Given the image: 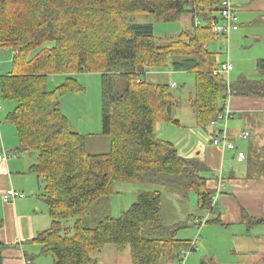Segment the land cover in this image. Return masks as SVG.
I'll return each instance as SVG.
<instances>
[{
    "label": "trees",
    "instance_id": "1",
    "mask_svg": "<svg viewBox=\"0 0 264 264\" xmlns=\"http://www.w3.org/2000/svg\"><path fill=\"white\" fill-rule=\"evenodd\" d=\"M221 1L0 0V50L16 51L12 72L0 76V94L15 103L7 121L15 128L18 152L36 155L28 171L43 184L40 199L51 224L33 242L53 264H97L93 254L108 246L128 250L132 264L177 261L192 241L177 239L176 233L186 223L194 227L196 218L168 221L164 187L179 189L176 199L194 191L197 208L214 215L205 165L156 135L158 124L179 126L170 86L145 76L165 69L193 74L190 106L197 127L210 128L227 94L225 78L212 74L221 64L217 53L206 47L220 20ZM186 14L190 28L165 46H157L151 24L134 21L153 15L173 23ZM87 73L100 75L102 134L109 138L102 154L88 153V136L72 130L57 96L80 91L73 76ZM55 75L65 76V82L49 90ZM230 93L264 98V80H239ZM249 157L248 169L258 172L252 175H264V148ZM120 183L139 184L141 190L127 211L113 217L110 201ZM241 219L248 230L264 226V217L252 219L243 210ZM209 222L224 226L220 213ZM3 248L0 244V252Z\"/></svg>",
    "mask_w": 264,
    "mask_h": 264
},
{
    "label": "crops",
    "instance_id": "2",
    "mask_svg": "<svg viewBox=\"0 0 264 264\" xmlns=\"http://www.w3.org/2000/svg\"><path fill=\"white\" fill-rule=\"evenodd\" d=\"M233 3L238 17V30L231 33L229 48L225 54L230 62L229 52L230 48L232 49L235 64L232 65L231 72L235 71L236 65L240 67L243 64L242 62L246 58L243 56L244 53L253 52L254 48L251 44H264V0H234ZM208 42L219 43L220 46L227 47L224 42L213 37ZM220 46L219 50H222ZM206 47L210 51L209 46ZM3 53L4 51L0 55ZM253 53L257 54L256 57H253L252 53L250 55L247 53V58L249 57L248 61L254 58L255 67L258 69L260 67L258 61L264 60V45L258 47ZM219 63H224V61ZM157 72L164 73L165 71ZM157 72L151 71L148 74L162 76V73L158 74ZM231 72L228 77L229 83ZM6 73L5 70H1L0 76L6 75ZM166 73L170 74L171 72L166 71ZM238 79L242 80L239 77ZM172 84L175 85V83ZM172 84H170V88ZM14 107L15 103L10 104L9 107L5 106L7 113ZM189 107L188 112H183L178 109L179 105L177 104L173 116L175 119L187 116L192 125L196 127L190 103ZM229 109L233 115L227 121V137L239 150L245 153L246 160L242 163L235 161V151L223 150L212 144V134L215 132L211 127L208 128L209 130H202V132L195 131V135H183V131L178 130L179 126H177L176 132L170 133L168 128L166 129L162 124L161 128L164 129L158 136L176 144L175 148L181 156L197 157L205 165L206 172H209L211 176L206 179L212 194L214 191L217 192L218 185H222L215 205L219 208L220 220L224 226L213 224L214 228H221L227 232L235 230L239 235L235 234L233 244L230 243L232 239L228 240L226 255L219 258V264H264V242L255 241L250 233L262 229L264 226L254 227L249 231L242 224L241 219L242 210L252 219L264 217V175L249 174L247 162L249 156L257 154L264 148V98L236 96L231 98ZM2 111L3 107L0 110V244L5 248L0 252V264H25L28 262L29 264H53L46 258L47 255L41 253L40 246L33 242L36 236L50 227L46 206L40 199L43 184L38 177L28 171L29 167L36 162V155L33 153L34 157L32 156L33 159L30 158L29 161L22 156L17 157L16 154L15 158L10 159L7 163L1 161L2 147L9 153L18 154L15 128L5 122L6 116L1 113ZM256 121L262 125L261 129H257ZM206 131L209 135H205ZM243 131L249 133L247 140H242L239 137ZM28 153L23 152L22 154ZM19 154L21 153L19 152ZM10 189L23 194L24 197L16 199L14 202L5 201L3 194ZM194 217L200 218V216ZM234 245L235 248L232 250Z\"/></svg>",
    "mask_w": 264,
    "mask_h": 264
},
{
    "label": "rangeland",
    "instance_id": "3",
    "mask_svg": "<svg viewBox=\"0 0 264 264\" xmlns=\"http://www.w3.org/2000/svg\"><path fill=\"white\" fill-rule=\"evenodd\" d=\"M134 21L137 23H145L151 24L154 28V40L157 46H165L170 40H173L179 36L183 31H187L190 28V18L189 15H183L179 21L173 23H163L158 20L153 15H137L134 17ZM210 51L213 53H217L216 59L221 62H228L226 57V47L220 46L219 43L215 42H207ZM261 44H251L253 46L254 51ZM219 46L222 50H219ZM253 52H247L249 55L252 53L253 57H256L257 54ZM244 53L243 56H246L245 61H243L242 65L239 67L236 65L235 71L231 72L230 75V84H235L239 79L245 81H257L264 80V68L255 67L254 58L248 61V54ZM13 51L4 50V53L0 55V71L5 70L8 74L12 72V60H13ZM259 56V55H258ZM218 61V62H220ZM229 61L231 64H235L233 61L232 49L230 48L229 52ZM229 62V63H230ZM5 65H1V64ZM149 70L148 72H151ZM163 72H157L160 75L152 74L154 76H150V74H146L145 79L154 84H162L168 85L175 83L174 88H170V91L179 105V110L181 111H189V103L190 99L194 95V86L195 80L193 74L174 72L170 69L162 70ZM166 71L171 72L166 73ZM183 74V75H182ZM5 75V74H4ZM77 81L76 83L80 85L81 90L78 92H66L63 94L58 93L57 96L61 103V109L64 116L68 119L70 127L76 133L81 135L88 136V153L90 154H102L108 151L109 138L102 134V125H101V81L100 75L96 73H87V74H77L73 76ZM155 78H160L162 80H156ZM66 77L63 75H55L49 78L47 88L49 90H53L56 87H59L65 82ZM236 96H231V98H235ZM10 104H14V102L10 100H4L0 94V105L3 107V111L1 112L3 115L5 114V122L7 121V110L5 106L9 107ZM174 111V110H173ZM11 112V111H10ZM173 119L175 117L173 116ZM179 121V129L183 131V135H195V131L202 132L203 129L197 128L192 125V122L189 121V117L182 116V118L175 119ZM257 129H261L260 122L256 121ZM254 123V124H256ZM10 124V123H9ZM163 124V125H162ZM158 124L156 127V135H160L163 132L164 128H161V125L168 128L170 133H174L177 130V126L170 123H162ZM209 130V129H207ZM210 132V131H209ZM17 135V134H16ZM205 135H209L206 131ZM169 136V135H168ZM163 138V137H162ZM168 138V137H166ZM18 139V138H17ZM161 139V138H160ZM165 140V139H162ZM168 141V140H165ZM170 142V141H168ZM171 143V142H170ZM174 145V143H172ZM174 146L177 147L175 144ZM17 157H23L27 161L30 158L33 159V152H29L28 154H18L14 152ZM33 156V157H32ZM31 165V164H30ZM249 174L257 175L253 169L249 170ZM202 175L205 178H210L209 172H203ZM116 190L119 192L116 196L111 198L110 201V213L113 217H118L121 212L127 211L130 206L136 202L139 191L141 190V186L139 184L133 183H120L117 184ZM164 192V201H163V215L168 221H175L176 219H181L186 216H200L198 218L201 222L205 224L198 228L193 227L191 223H186V227L178 229L176 233L177 239L182 240H191L196 242L197 250L192 252L186 259L184 264H219V258L224 257L226 255V251L228 249L227 242L228 240L232 241L230 243L233 244V240H235V234L239 235L235 230L225 231L221 228L216 229L214 225L208 221H212L214 219V215H208L200 211L197 208V200L194 191L188 192L187 196L184 198L180 196V198L176 199V195H180L179 189H172L171 187L163 188ZM213 195L216 196L217 192H213ZM47 209V208H46ZM51 224V221H50ZM72 221L67 222V226H71ZM184 225V226H185ZM205 227V228H204ZM218 228V227H217ZM248 230V229H247ZM250 231V230H249ZM252 238L258 242H264V227L262 229H257V231H251ZM235 245L232 250H234ZM237 248V247H236ZM114 247L108 246L102 249V251L96 254H93L92 258L97 264H131L130 262V254L129 251L126 250L124 252H118L114 250ZM98 255V256H97ZM49 261L52 262V259L49 256H46ZM116 259V260H115ZM231 260V259H230ZM175 259H171L167 264H176Z\"/></svg>",
    "mask_w": 264,
    "mask_h": 264
},
{
    "label": "built area",
    "instance_id": "4",
    "mask_svg": "<svg viewBox=\"0 0 264 264\" xmlns=\"http://www.w3.org/2000/svg\"><path fill=\"white\" fill-rule=\"evenodd\" d=\"M233 1L234 0L221 1V8L219 12L220 20L217 24L213 25L212 27L213 38L218 41L224 42L227 46L226 47L227 50L229 48V37L231 33L238 30V17ZM194 25L195 27H197L199 25V22L195 20ZM14 54H16V51L14 52ZM232 69H233L232 64L229 62H225V63H221L217 67V69L213 70L212 72L214 76H223L225 78L227 94L225 100L222 103L223 105L222 113L217 115L216 118L210 122V127L214 130L216 135L212 139V144L223 150L235 151L236 152L235 161L237 163H242L246 160V155L243 151L239 150L232 141L228 139L227 130H226L227 121L231 119L233 115L229 109V103L232 95L230 93V83L228 78ZM173 87H175L174 84L171 85V88ZM263 121H264V114H263ZM239 137L242 140H247L249 137V133L243 131L241 132ZM15 156H16L15 154L5 151L3 147L1 148V161L3 163H7L10 159L15 158ZM221 187H222L221 184L218 185L217 187V195L213 197L212 207L215 205L216 198L220 194L219 190ZM23 197H24L23 194L18 193L13 189H10L3 194V199L9 202H14L16 199H21ZM194 224L196 227L200 228L205 224V222L203 224L201 220L196 219ZM196 250H197L196 242L192 241L187 248L180 251L176 264H184L187 257ZM25 264H29V262Z\"/></svg>",
    "mask_w": 264,
    "mask_h": 264
},
{
    "label": "water",
    "instance_id": "5",
    "mask_svg": "<svg viewBox=\"0 0 264 264\" xmlns=\"http://www.w3.org/2000/svg\"><path fill=\"white\" fill-rule=\"evenodd\" d=\"M1 52H2V50H0V54H1ZM213 214H214V215L219 214V208L216 207V208L214 209Z\"/></svg>",
    "mask_w": 264,
    "mask_h": 264
},
{
    "label": "bare ground",
    "instance_id": "6",
    "mask_svg": "<svg viewBox=\"0 0 264 264\" xmlns=\"http://www.w3.org/2000/svg\"><path fill=\"white\" fill-rule=\"evenodd\" d=\"M199 220V219H198Z\"/></svg>",
    "mask_w": 264,
    "mask_h": 264
}]
</instances>
